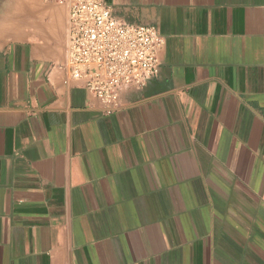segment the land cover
<instances>
[{"label": "crops", "instance_id": "crops-1", "mask_svg": "<svg viewBox=\"0 0 264 264\" xmlns=\"http://www.w3.org/2000/svg\"><path fill=\"white\" fill-rule=\"evenodd\" d=\"M163 39L105 115L65 4L0 21V264H264V0H104Z\"/></svg>", "mask_w": 264, "mask_h": 264}, {"label": "built area", "instance_id": "built-area-1", "mask_svg": "<svg viewBox=\"0 0 264 264\" xmlns=\"http://www.w3.org/2000/svg\"><path fill=\"white\" fill-rule=\"evenodd\" d=\"M65 4L71 81L99 100L109 116L123 90L143 89L159 74L163 39L152 26L117 20L104 0H46Z\"/></svg>", "mask_w": 264, "mask_h": 264}, {"label": "rangeland", "instance_id": "rangeland-1", "mask_svg": "<svg viewBox=\"0 0 264 264\" xmlns=\"http://www.w3.org/2000/svg\"><path fill=\"white\" fill-rule=\"evenodd\" d=\"M18 6H21V0H0V21Z\"/></svg>", "mask_w": 264, "mask_h": 264}]
</instances>
